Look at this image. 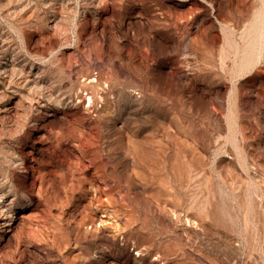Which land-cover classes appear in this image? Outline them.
<instances>
[{
  "label": "rangeland",
  "instance_id": "1",
  "mask_svg": "<svg viewBox=\"0 0 264 264\" xmlns=\"http://www.w3.org/2000/svg\"><path fill=\"white\" fill-rule=\"evenodd\" d=\"M0 69V264H264V0H0Z\"/></svg>",
  "mask_w": 264,
  "mask_h": 264
},
{
  "label": "bare ground",
  "instance_id": "2",
  "mask_svg": "<svg viewBox=\"0 0 264 264\" xmlns=\"http://www.w3.org/2000/svg\"><path fill=\"white\" fill-rule=\"evenodd\" d=\"M7 63V62H6ZM5 65V64H4ZM6 69V68H5ZM1 70V69H0ZM3 74V73H1ZM7 211L5 209H1L0 210V214H5ZM8 214V213H7ZM6 217H4L5 219H2V217H0V230H4L5 227H7L10 224V218L8 219L7 215H4ZM9 216V215H8ZM10 226V225H9ZM15 227V226H14ZM8 228V227H7Z\"/></svg>",
  "mask_w": 264,
  "mask_h": 264
}]
</instances>
